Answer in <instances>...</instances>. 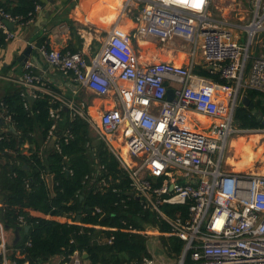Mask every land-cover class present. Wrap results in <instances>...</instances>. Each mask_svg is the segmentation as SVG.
Instances as JSON below:
<instances>
[{"label": "built area", "instance_id": "2783aa9c", "mask_svg": "<svg viewBox=\"0 0 264 264\" xmlns=\"http://www.w3.org/2000/svg\"><path fill=\"white\" fill-rule=\"evenodd\" d=\"M124 2L127 14L136 18L133 35L113 30L90 61L80 53L43 48L48 66L70 75L100 98H114V105L92 125L126 171L134 196L166 222L172 234L184 238L180 257L173 259L163 249L161 254L176 260L174 264H264V171H237L225 160L231 138L249 131L235 124L237 108L249 90L264 94V55L252 59L250 53L264 35V0H254L252 18L242 25L214 19L213 0ZM8 23L24 25L29 20L0 9V30L7 40L14 37ZM226 26L239 28L247 43ZM134 35L161 43L187 42L188 64H141L133 48ZM263 40L257 42L263 46ZM199 49L204 64L220 71L229 85L220 86L195 73ZM25 68L21 84L36 90L43 80L34 74L32 63ZM219 89L233 91L230 106L221 108ZM169 90L172 100L167 98ZM46 93L73 117L92 122L85 103ZM60 110L52 109V118L58 120ZM119 141L125 155L119 151ZM165 205L187 206L188 218L181 212L172 218L164 212ZM150 226H145L146 233L152 236L149 231L155 228L160 243L159 227L149 230ZM0 253L2 264H18L7 257V245L2 242ZM150 254L142 264H171ZM17 257L22 256L17 253ZM64 259L51 264H90L79 252Z\"/></svg>", "mask_w": 264, "mask_h": 264}, {"label": "trees", "instance_id": "16d2710c", "mask_svg": "<svg viewBox=\"0 0 264 264\" xmlns=\"http://www.w3.org/2000/svg\"><path fill=\"white\" fill-rule=\"evenodd\" d=\"M39 4V0H20L15 6L0 3V9L28 21ZM6 43L0 30V47ZM251 55L252 59L258 56ZM195 73L220 86L229 85L220 71L204 64L196 65ZM247 97L250 104L239 105L235 124L245 130H263L264 94L249 90ZM61 106L39 93L31 104L21 85L9 89L2 100L0 126L6 118L10 126L0 134V221L11 231L30 227L22 231L17 246H7V257L18 264H51L79 252L90 264H142L151 257L146 225L158 226L165 252L173 259L180 257L184 238L172 234L170 226L134 196L126 171L107 144L92 136L89 122L71 118ZM52 109H61L64 119L52 118ZM45 143L52 147L44 149ZM48 175L53 177L52 188ZM163 210L172 218L177 212L188 218L187 206L165 205Z\"/></svg>", "mask_w": 264, "mask_h": 264}, {"label": "crops", "instance_id": "0c3cea01", "mask_svg": "<svg viewBox=\"0 0 264 264\" xmlns=\"http://www.w3.org/2000/svg\"><path fill=\"white\" fill-rule=\"evenodd\" d=\"M20 0H0V3L15 6ZM35 15L28 24L8 26L13 31L14 37L7 40L5 46L0 47V120H3L1 105L8 90L14 86H23L22 78L26 73V64H33V72L43 83L36 90L25 87L26 94H47L53 91L61 98L85 103L88 114L92 120L91 133L96 131L93 124H98L101 114L114 105V98H100L80 84L76 83L68 74L48 66L42 49L59 50L62 52L76 51L88 61L94 59L101 52L106 38L113 30L122 33H135L137 23L134 16L127 14L124 0H39ZM133 48L139 61L143 65L157 62H173L177 65L188 64L177 54L167 55L161 48L155 46L156 39H142L133 36ZM31 48L29 54L27 50ZM181 50L177 46V52ZM191 51V49H190ZM203 59L196 65H203ZM205 65V64H204ZM29 101V100H28ZM67 112L70 113L68 110ZM72 118V114H70ZM64 119L59 113V119ZM59 121V122H60ZM4 126H0V134L8 129L9 118L4 120ZM97 133V132H96ZM97 137V136H95ZM119 151L126 153V148L121 142H117ZM51 148V143H45V148ZM24 148L27 150L29 145ZM122 153V154H123ZM125 155V154H123ZM48 185L52 188L53 177H46ZM0 198V209H1ZM15 231L7 230L0 221V242L7 246L14 243ZM84 258V257H83Z\"/></svg>", "mask_w": 264, "mask_h": 264}, {"label": "rangeland", "instance_id": "374dc122", "mask_svg": "<svg viewBox=\"0 0 264 264\" xmlns=\"http://www.w3.org/2000/svg\"><path fill=\"white\" fill-rule=\"evenodd\" d=\"M253 6H254V0H213L212 6H211V13L214 19L219 20L221 22H225V24L230 23L234 25H242V24L248 23L251 20ZM225 28L228 30H231L234 33V35L241 36L242 38L241 42L243 44L247 43V36L244 33H241V30L239 28H230L229 26H226ZM263 38H264V35L259 40H263ZM257 41H255L253 46L251 47L250 53L251 54L257 53L258 56H262L264 55V52L261 51L263 46H262V43L257 42ZM153 43H155V46H158L159 48H161L162 51L166 52L167 55L168 54L173 55L177 58V54H179L180 57L185 60H188L190 58L191 51H190V46L187 42L175 39L173 41L166 42V43H161L159 41L153 42ZM177 46L181 47V50L179 52H177ZM196 59L197 61L198 60L201 61V59H203L202 52L200 49L197 51ZM219 96L222 97V98L220 97V100H219L221 101V104H220L221 108L228 107L232 104L233 91H230V90L222 91L221 89H219ZM93 134L95 136H98L95 130ZM240 138H241V141L239 140ZM231 144L232 145L237 144V146L234 148V146L232 147V145H230L226 151L225 160H226V164L228 167L235 170V167L232 166L230 162L232 160L235 162L236 160L237 162L244 160V158L246 157L243 154L248 149L247 147H249V149L251 148L254 151L255 156H257L255 158L256 160L252 162V165L249 166L248 169L246 168L240 171H245V170L247 171L253 170L256 172L264 171V129L263 130H249L247 133L234 136L233 138H231ZM239 149L240 151H242L241 153L238 152ZM123 154H125V152ZM149 237H150L149 242H148L149 251L152 254L156 255L158 258H164L169 263L174 264L176 260L168 259L165 254H161L163 252L162 251L163 247L161 243H158V239L156 238V236L152 235Z\"/></svg>", "mask_w": 264, "mask_h": 264}, {"label": "water", "instance_id": "95a60500", "mask_svg": "<svg viewBox=\"0 0 264 264\" xmlns=\"http://www.w3.org/2000/svg\"><path fill=\"white\" fill-rule=\"evenodd\" d=\"M8 26H9V27H10V26L13 27L14 25L8 23ZM30 51H31V48H29V49L27 50L26 54H29ZM210 69H211V68H210ZM173 95H174V94H173V91H172V90H169L168 93H167V98H168L169 100H172V99H173ZM28 100H29V102L32 104V103L35 101V97L30 96V97H28ZM242 103H243L245 106H248V105L250 104V99L246 96V97L243 98ZM66 111H68L67 108H66ZM12 130L14 131V129H12ZM77 220H78V222L81 221V216H78V219H77ZM29 229H30V227H29V226H26V227H24V228H22V227H18V228L15 230V240H14V243H13L14 246H17V245L20 243V241H21V239H22V231L28 232ZM152 229H153V227L150 226L149 230H152ZM157 233H158V231H157L155 228H154L152 231H149V234H150V235H156ZM83 257L86 258V255H84Z\"/></svg>", "mask_w": 264, "mask_h": 264}, {"label": "bare ground", "instance_id": "6f19581e", "mask_svg": "<svg viewBox=\"0 0 264 264\" xmlns=\"http://www.w3.org/2000/svg\"><path fill=\"white\" fill-rule=\"evenodd\" d=\"M201 119H204V118H201ZM242 138V137H241ZM241 138L239 139L240 141H241ZM245 138V137H244ZM254 138V137H253ZM256 138V137H255ZM236 139V138H235ZM251 139H252V137H251ZM250 139V140H251ZM238 140V139H237ZM254 140V139H253ZM257 140V139H256ZM239 141V142H240ZM254 142V141H253ZM247 143V142H246ZM250 144V143H249ZM252 144V143H251ZM254 144V143H253ZM232 145V144H231ZM234 146V148L237 146V144L236 145H232V147ZM244 146V145H243ZM246 147H247V145H246ZM248 149L246 150V152H244V156L246 157V158H244V160L246 161H244V160H242V161H240V162H237V160H236V162L235 161H231L230 163H231V165L232 166H234L235 167V170H237V171H240V170H244V169H248V167L249 166H251L252 165V162L254 161V160H256L255 158L257 157V156H255V153H254V151L250 148L249 149V147H247ZM242 150H244V149H242ZM238 152L239 153H241L242 151H240V149L238 150ZM257 152V151H256ZM261 152V151H260ZM242 155V154H241ZM240 155V156H241ZM242 157V156H241ZM232 158V157H231ZM239 161V160H238ZM260 171V170H259Z\"/></svg>", "mask_w": 264, "mask_h": 264}]
</instances>
